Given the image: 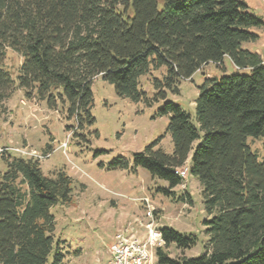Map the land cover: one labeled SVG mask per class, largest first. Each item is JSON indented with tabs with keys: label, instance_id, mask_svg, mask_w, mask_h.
I'll return each mask as SVG.
<instances>
[{
	"label": "trees",
	"instance_id": "obj_1",
	"mask_svg": "<svg viewBox=\"0 0 264 264\" xmlns=\"http://www.w3.org/2000/svg\"><path fill=\"white\" fill-rule=\"evenodd\" d=\"M262 27L264 19L243 0H0V109L22 90L52 109L68 104V117L84 127L95 121L98 76L119 96L149 105L165 100L158 114L171 116L166 133L173 153L155 148L161 136L132 159L110 164L147 170L168 182L159 188L166 195L183 183L177 171L184 166L202 184L212 215L204 221V253L171 257L170 244L191 248L196 237L162 226L166 245L156 252L158 263L264 264V154L248 143L262 138L264 148V58L246 46ZM8 48L23 58L16 77L4 65ZM225 57L244 72L206 79L195 124L167 94L178 93L181 80L203 66L223 65ZM163 68L148 97L141 77ZM0 160V264H67L51 209L71 201V178L64 171L48 177L39 160L16 152L0 153Z\"/></svg>",
	"mask_w": 264,
	"mask_h": 264
},
{
	"label": "rangeland",
	"instance_id": "obj_2",
	"mask_svg": "<svg viewBox=\"0 0 264 264\" xmlns=\"http://www.w3.org/2000/svg\"><path fill=\"white\" fill-rule=\"evenodd\" d=\"M243 1L252 13L264 19V0ZM255 31L259 39L246 46L264 57V27ZM22 61L20 54L7 49L4 65L13 77L17 76ZM237 71L244 72L229 57H225L221 66L207 64L190 79L181 80L179 92L169 91L166 100L179 104L197 124L195 102L206 79ZM164 72L163 68L141 77L140 87L148 97L155 92L152 79L161 78ZM92 91L91 113L95 121L79 128L77 120L68 117V104L59 103L52 109L47 101L28 98L22 90L15 91L5 109H0V147H24L33 154H48L44 159L33 156L39 160L43 173L54 178L64 171L72 180L71 201L51 209L56 220L54 236L64 245L67 264H110V245L118 230L133 227L141 236L144 234L147 222L144 199L150 201L160 227H172L187 237H196V244L191 248L180 249L170 244L167 251L171 257L203 254L208 241L204 221L212 215L205 209L198 177L189 175L173 188L171 196L159 190L168 188V182L153 177L141 167L110 168L115 158L132 159L133 153L143 151L161 136L155 148L173 153L172 138L166 133L171 116L158 114L165 100L149 105L143 100L136 102L119 96L114 86L101 76L95 78ZM199 141H195L194 147ZM248 143L262 158L263 139L250 137ZM4 168L0 160V172ZM183 194L186 201L180 199ZM76 250L79 252L75 253Z\"/></svg>",
	"mask_w": 264,
	"mask_h": 264
},
{
	"label": "built area",
	"instance_id": "obj_3",
	"mask_svg": "<svg viewBox=\"0 0 264 264\" xmlns=\"http://www.w3.org/2000/svg\"><path fill=\"white\" fill-rule=\"evenodd\" d=\"M16 152L26 157L44 159L48 154H33L28 148L14 146L0 147V153ZM178 174L186 181L189 177V167L178 169ZM145 201V232L141 236L133 227L118 230L114 235L110 245L111 259L110 264H159L156 252L159 248H164L166 242L163 238L160 226L155 218L154 208L148 199Z\"/></svg>",
	"mask_w": 264,
	"mask_h": 264
},
{
	"label": "crops",
	"instance_id": "obj_4",
	"mask_svg": "<svg viewBox=\"0 0 264 264\" xmlns=\"http://www.w3.org/2000/svg\"><path fill=\"white\" fill-rule=\"evenodd\" d=\"M261 54V53H260ZM262 55V54H261ZM263 56V55H262ZM264 58V57H263Z\"/></svg>",
	"mask_w": 264,
	"mask_h": 264
}]
</instances>
